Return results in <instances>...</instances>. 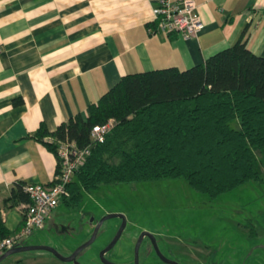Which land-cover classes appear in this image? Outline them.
<instances>
[{
    "label": "crops",
    "instance_id": "0c3cea01",
    "mask_svg": "<svg viewBox=\"0 0 264 264\" xmlns=\"http://www.w3.org/2000/svg\"><path fill=\"white\" fill-rule=\"evenodd\" d=\"M195 2L203 26L184 38L148 30L156 0H0V205L8 230L20 225L25 203L4 202L15 183H49L57 170L56 154L35 134L41 125L86 118L122 75L203 62L244 29L247 45L264 56V0Z\"/></svg>",
    "mask_w": 264,
    "mask_h": 264
},
{
    "label": "trees",
    "instance_id": "16d2710c",
    "mask_svg": "<svg viewBox=\"0 0 264 264\" xmlns=\"http://www.w3.org/2000/svg\"><path fill=\"white\" fill-rule=\"evenodd\" d=\"M88 110L86 118L76 114L54 130L41 125L35 132L55 154L56 141L45 136L90 144L67 184L69 195L62 200L68 205L106 183L182 176L196 191L216 197L262 180L254 150L264 147V56L247 45L245 29L234 43L187 68L122 75ZM109 117L115 125L103 140L91 141L92 125ZM23 184L17 181L4 202H27ZM12 232L0 205V237Z\"/></svg>",
    "mask_w": 264,
    "mask_h": 264
},
{
    "label": "rangeland",
    "instance_id": "374dc122",
    "mask_svg": "<svg viewBox=\"0 0 264 264\" xmlns=\"http://www.w3.org/2000/svg\"><path fill=\"white\" fill-rule=\"evenodd\" d=\"M232 125L237 126V120ZM254 152V166L262 175L260 181L249 180L216 197L196 191L182 176L102 184L84 190L75 205L60 201L49 218L54 223L35 229L18 244L61 239L66 244H58V251L66 254L91 233L95 222L89 221V213L100 216L106 209H121L131 220L158 234L170 233L174 243L179 239L178 243L186 242L188 264H264V147ZM116 222V217L107 218L79 259L87 264H102L96 251L105 244ZM63 223L65 229L61 228ZM22 262L71 264L44 249L11 253L0 264Z\"/></svg>",
    "mask_w": 264,
    "mask_h": 264
},
{
    "label": "built area",
    "instance_id": "2783aa9c",
    "mask_svg": "<svg viewBox=\"0 0 264 264\" xmlns=\"http://www.w3.org/2000/svg\"><path fill=\"white\" fill-rule=\"evenodd\" d=\"M202 26L203 20L195 0H156L153 7V25L148 30L178 32L187 38L196 35ZM115 123L116 119L109 117L104 122L93 124L89 133L91 141L103 140ZM45 139L57 143V171L49 183L30 181L23 184L29 200L22 207V224L11 234L0 237V253L45 225L52 210L69 195L67 184L90 152V144L79 146L74 139L68 137L57 140L48 135Z\"/></svg>",
    "mask_w": 264,
    "mask_h": 264
},
{
    "label": "flooded vegetation",
    "instance_id": "af4514ba",
    "mask_svg": "<svg viewBox=\"0 0 264 264\" xmlns=\"http://www.w3.org/2000/svg\"><path fill=\"white\" fill-rule=\"evenodd\" d=\"M110 212L118 213L113 216L117 218V222L115 223L114 228L112 229V232L105 244L101 245L96 251V256L102 264L109 263L101 261L99 252L109 243L122 224V229L117 241L103 253L104 257L108 259V261L117 264H188V247L186 242L181 240L178 243L180 239H176L177 241L174 243L170 233L168 234V232L164 231L158 234L150 227L138 224L131 220L126 212L121 209H106L100 216L96 215L95 212H91L89 213V221L90 218L93 217L92 221L96 223L102 215ZM61 226L62 229H65L64 223ZM90 234L91 233H89V236ZM88 237L86 236L83 240L71 247V250L65 255L69 254L79 243L86 240ZM117 242L119 243V246H116ZM48 243L57 249L58 244L61 246L66 244V242L61 239H56L55 242ZM80 252L76 256L77 259L84 264H87V262L79 259ZM90 261L93 263L92 260ZM69 262L74 264L72 261Z\"/></svg>",
    "mask_w": 264,
    "mask_h": 264
},
{
    "label": "water",
    "instance_id": "95a60500",
    "mask_svg": "<svg viewBox=\"0 0 264 264\" xmlns=\"http://www.w3.org/2000/svg\"><path fill=\"white\" fill-rule=\"evenodd\" d=\"M118 213L115 212H110V213H106L104 215H102L98 221L95 223L92 232L90 234V236L82 241L81 243H79L69 254L65 255L62 252L58 251V249L56 247H54L53 245L49 244V243H32V242H26V243H22V244H15L9 248H7L5 251H3L2 253H0V262L6 258L9 254L14 253V252H19V251H23V250H29V249H44V250H48L51 253H53L56 257H58L59 259L63 260V261H72L74 264H84L83 262L79 261L77 259V255L78 253L83 250L86 246L90 245L96 238L98 230L101 226V224L103 223V221L107 218L113 217L115 215H117ZM93 220V217L90 218V221ZM123 225V224H122ZM122 225L118 228L117 232L115 233V235L112 237V239L109 241V243L104 246L101 250H100V257H101V261L102 262H108L109 264H117L111 261H108V259H106L103 255V253L105 252V250L109 249L118 239L121 229H122Z\"/></svg>",
    "mask_w": 264,
    "mask_h": 264
}]
</instances>
